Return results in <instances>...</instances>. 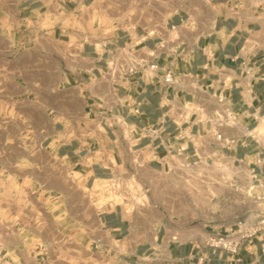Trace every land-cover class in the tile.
Wrapping results in <instances>:
<instances>
[{
    "label": "crops",
    "instance_id": "0c3cea01",
    "mask_svg": "<svg viewBox=\"0 0 264 264\" xmlns=\"http://www.w3.org/2000/svg\"><path fill=\"white\" fill-rule=\"evenodd\" d=\"M107 1L125 3L0 0V146L8 131L31 132L92 184L126 176L147 184L142 171L173 157L250 156L260 142L248 130L264 116V0H177L158 23L124 26L128 19L115 15L112 24L90 28L91 14L101 15ZM119 48L145 65L112 79L106 71ZM166 70L173 83L163 81ZM222 109L241 128L218 126L211 116ZM151 219L144 208L130 220L120 204L105 206L99 228L118 243L102 244L107 264H264L257 238L229 253L206 246L209 235L160 233ZM14 233L18 252V224ZM9 234L0 231L5 254Z\"/></svg>",
    "mask_w": 264,
    "mask_h": 264
},
{
    "label": "rangeland",
    "instance_id": "374dc122",
    "mask_svg": "<svg viewBox=\"0 0 264 264\" xmlns=\"http://www.w3.org/2000/svg\"><path fill=\"white\" fill-rule=\"evenodd\" d=\"M124 1L103 2L101 15L94 11L88 26L107 23L109 16L115 15H121L122 22L128 19L124 26H147L178 8L177 0ZM105 27L109 31L114 26ZM228 114L229 124H237V116ZM219 117L211 116L216 123ZM215 131L212 128L211 133ZM251 131L249 136L260 145L246 159L233 161L218 152L190 161L173 157L164 168L142 171L147 184L128 176L92 184L51 154L45 143L35 144L31 132L8 131L7 145L0 146V231H10L13 246L6 254L0 249V264H107L102 244H118L108 240L107 233L99 228V213L109 203L120 204L130 220L140 208L147 209L153 228L161 225L160 233L166 231L169 236H177L181 230L203 238L211 231L231 232L238 221L249 222L264 210V200H256L262 192L260 187L251 186L256 185L258 166L264 160V150L259 152L264 139ZM225 166L232 171L231 185L228 182L226 186L220 185L218 178L222 173L218 168ZM211 189L215 196H210ZM16 224L20 230L18 252Z\"/></svg>",
    "mask_w": 264,
    "mask_h": 264
},
{
    "label": "built area",
    "instance_id": "2783aa9c",
    "mask_svg": "<svg viewBox=\"0 0 264 264\" xmlns=\"http://www.w3.org/2000/svg\"><path fill=\"white\" fill-rule=\"evenodd\" d=\"M163 43V42H162ZM162 46V44H161ZM160 46V47H161ZM152 55V52L150 53ZM145 61L141 58H138L130 49L119 48L113 52L112 58L109 62L107 68V75L112 79L118 78L120 75L133 73L140 66H144ZM148 68L152 71L157 69L155 63L148 64ZM163 81L166 83H173V75L169 70H166L163 74ZM217 101L223 104V97L217 98ZM229 112L222 109L218 113L219 121L217 122L218 126L232 125L229 124V120L226 118L229 117ZM234 119V117H233ZM221 134H216V139L219 140ZM224 143H233L234 139L222 140ZM259 172L254 181H256V186L262 188V192L256 197V200H264V160L260 163ZM247 238H257L260 240L261 252L264 253V210H261L253 220L247 222L246 220H241L236 223V228L231 230V232L226 233H212L206 240L205 245L213 249H220L229 253H236L244 239ZM200 264L199 261L196 262Z\"/></svg>",
    "mask_w": 264,
    "mask_h": 264
},
{
    "label": "bare ground",
    "instance_id": "6f19581e",
    "mask_svg": "<svg viewBox=\"0 0 264 264\" xmlns=\"http://www.w3.org/2000/svg\"><path fill=\"white\" fill-rule=\"evenodd\" d=\"M232 124H234L236 127H238L239 125H236V123L235 122H233ZM240 127V126H239ZM238 127V128H239ZM241 128V127H240ZM246 131V130H245ZM247 132V131H246ZM251 133H253L255 136H257L258 138H260V139H264V116H262V117H260V120H259V124L257 125V127H255L252 131H251ZM204 167V166H203ZM219 170H222L221 172L222 173H220L219 175H218V178H219V182H220V185H225L226 186V184L228 183V185L230 184L231 185V181H230V176L232 175V171H231V168H227L226 166L225 167H223L222 169H220V168H218ZM247 179H249V178H247ZM210 184H212V182H210ZM219 186V185H218ZM211 187V186H210ZM212 188V187H211ZM214 189V188H213ZM213 189H211V197L212 196H215V193H214V191L215 190H213ZM251 189V188H250ZM250 189H248V190H246V191H244V194L246 195V196H249V192H250ZM260 190L262 191V188H260ZM194 198L196 199V196H194ZM193 198V199H194ZM208 201H209V198H208ZM206 202H207V200H206Z\"/></svg>",
    "mask_w": 264,
    "mask_h": 264
}]
</instances>
